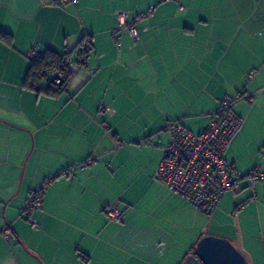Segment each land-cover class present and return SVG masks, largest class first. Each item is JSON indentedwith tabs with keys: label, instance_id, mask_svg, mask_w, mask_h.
Here are the masks:
<instances>
[{
	"label": "crops",
	"instance_id": "1",
	"mask_svg": "<svg viewBox=\"0 0 264 264\" xmlns=\"http://www.w3.org/2000/svg\"><path fill=\"white\" fill-rule=\"evenodd\" d=\"M85 39L89 64L66 90L24 86L35 46L75 60ZM247 88L253 94L234 107L244 126L226 157L243 173L264 172V0H0V231L13 230L12 241L0 235V264L20 256L14 240L43 264H184L206 234L264 264V179L255 198L245 179L207 215L155 177L171 119L200 132L221 97ZM50 176L30 229L20 211ZM110 205L123 208L122 223L109 220Z\"/></svg>",
	"mask_w": 264,
	"mask_h": 264
},
{
	"label": "built area",
	"instance_id": "2",
	"mask_svg": "<svg viewBox=\"0 0 264 264\" xmlns=\"http://www.w3.org/2000/svg\"><path fill=\"white\" fill-rule=\"evenodd\" d=\"M67 0H51L54 6L60 5ZM156 6H152L142 18L152 15ZM118 17L120 26L124 28L134 39L139 38V31L134 21L127 19V13L119 10ZM115 39L120 47L119 37ZM92 43L85 39L79 49L75 60L70 61L67 70L56 67L48 73L50 81L55 83L64 82L67 74L76 73L89 64V52ZM42 49L37 45L27 53V59L36 60ZM67 59V57H65ZM256 73H249L251 79ZM253 94L248 88L240 91L236 96L225 95L219 101V108L212 114L208 125L200 132H193L183 125L179 119H171L168 123L170 140L163 149V156L155 171L156 178L160 180L171 192L179 194L187 199L200 212L211 215L218 207L221 199L229 190H238L243 180H249V189L254 192L256 183L264 179V172L254 169L243 173L231 163L226 153L232 139L244 126V120L239 116L234 106L242 99ZM100 112L112 113L110 105L101 104ZM120 144L117 143V146ZM97 157H90L82 162L79 167L85 168L93 164ZM54 176L46 178L41 184L31 190L24 206L20 211V217H25L33 228H38L39 223L34 214L42 208V201ZM109 220L122 223L124 218L123 208L110 205L107 208ZM6 241L13 237L11 224L7 223L0 231Z\"/></svg>",
	"mask_w": 264,
	"mask_h": 264
},
{
	"label": "water",
	"instance_id": "3",
	"mask_svg": "<svg viewBox=\"0 0 264 264\" xmlns=\"http://www.w3.org/2000/svg\"><path fill=\"white\" fill-rule=\"evenodd\" d=\"M21 246L28 251L26 245L20 241ZM28 253L31 254L30 251ZM35 258L38 256L32 254ZM6 264H19L15 259ZM184 264H249L246 255L230 239L214 235H204L197 242L195 250L190 254Z\"/></svg>",
	"mask_w": 264,
	"mask_h": 264
},
{
	"label": "trees",
	"instance_id": "4",
	"mask_svg": "<svg viewBox=\"0 0 264 264\" xmlns=\"http://www.w3.org/2000/svg\"><path fill=\"white\" fill-rule=\"evenodd\" d=\"M1 38L10 44L12 43L11 41L12 36L10 33H6V32L2 33ZM65 57H67V59H65ZM73 60L74 58H72L71 52L58 54L54 51H43V53L40 54V56L36 60L31 61V65L27 72L24 86L28 89L35 90L37 92H44L48 95H52V96L58 95L59 93L67 89L69 85V81L73 75L72 73L68 72L67 79L64 82L55 83L49 80L48 73L56 67H61L67 70L66 68L67 65L69 64L70 61ZM44 80H47V82L49 83L48 88L46 90H42L40 88V85L41 83L44 82Z\"/></svg>",
	"mask_w": 264,
	"mask_h": 264
},
{
	"label": "rangeland",
	"instance_id": "5",
	"mask_svg": "<svg viewBox=\"0 0 264 264\" xmlns=\"http://www.w3.org/2000/svg\"><path fill=\"white\" fill-rule=\"evenodd\" d=\"M29 228L30 229H32V226H30V224H29ZM28 228V229H29ZM29 229V231H28V238H27V236H26V240H30V236H31V230ZM206 235H211V234H206ZM12 241V240H11ZM15 247L16 248V251L18 252V251H20V256H18V257H16V261L19 263V264H30V261L32 262V260L34 261V259H32L33 257H32V254H34L32 251H31V249H30V244H29V242L28 243H26V247L28 248V251H30L31 252V254L30 253H28V251L27 250H25L23 247V249L19 246V243L17 242V240H14L13 242H12V244H11V247ZM195 250V249H194ZM35 262V261H34ZM40 263V262H39ZM40 264H43V263H40Z\"/></svg>",
	"mask_w": 264,
	"mask_h": 264
}]
</instances>
